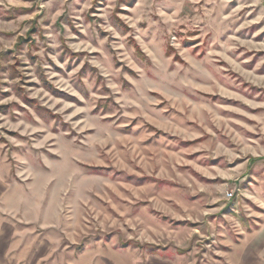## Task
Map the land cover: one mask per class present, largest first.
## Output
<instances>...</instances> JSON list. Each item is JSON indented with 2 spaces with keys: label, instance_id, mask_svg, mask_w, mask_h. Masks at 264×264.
Segmentation results:
<instances>
[{
  "label": "rangeland",
  "instance_id": "374dc122",
  "mask_svg": "<svg viewBox=\"0 0 264 264\" xmlns=\"http://www.w3.org/2000/svg\"><path fill=\"white\" fill-rule=\"evenodd\" d=\"M0 215L45 264H264V0H0Z\"/></svg>",
  "mask_w": 264,
  "mask_h": 264
},
{
  "label": "crops",
  "instance_id": "0c3cea01",
  "mask_svg": "<svg viewBox=\"0 0 264 264\" xmlns=\"http://www.w3.org/2000/svg\"><path fill=\"white\" fill-rule=\"evenodd\" d=\"M7 206L9 207V209L6 210L4 213L8 214L11 218H15L17 222L20 224L25 223V224L34 226L35 222H33L32 218L36 216L35 219H38L39 217V215H34L35 214L34 212L30 213V211L28 210L26 211V214L23 213L22 218H18L16 209L11 208V206L9 205ZM17 211L19 212V210ZM13 213H15L16 215H14ZM9 225L14 227V225L10 221H7L5 217L0 215V264H14L13 260L17 261L16 264H21L22 262H28V261L30 262V264H40L41 262H44L45 264V261L48 260L49 255L55 252V250H57V248L59 247L61 243V241L59 242V240H54L53 242L51 239L49 244H46L47 246L45 249L46 254L42 256L40 254V251L38 250L39 245L36 246L35 245L36 243H33V242L30 243V239L28 240V243H29L28 246L21 248L19 245L20 243L18 241H15V238H17L18 236L17 233L14 231L11 234V236L9 235V232L11 233V230H12ZM42 225L48 229H51L50 227H52L51 222L50 221L47 222L45 221V219ZM7 228L9 231L8 232L9 237L6 234H4V231H6ZM79 260L80 259H78L77 261L78 264H79ZM137 264H159V263L153 262L152 260H148V261H144L142 263H137Z\"/></svg>",
  "mask_w": 264,
  "mask_h": 264
}]
</instances>
